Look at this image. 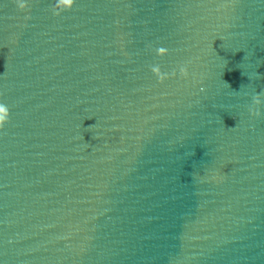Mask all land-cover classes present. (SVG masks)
<instances>
[{
	"label": "water",
	"instance_id": "obj_1",
	"mask_svg": "<svg viewBox=\"0 0 264 264\" xmlns=\"http://www.w3.org/2000/svg\"><path fill=\"white\" fill-rule=\"evenodd\" d=\"M58 5L0 0V264H264V0Z\"/></svg>",
	"mask_w": 264,
	"mask_h": 264
},
{
	"label": "clouds",
	"instance_id": "obj_2",
	"mask_svg": "<svg viewBox=\"0 0 264 264\" xmlns=\"http://www.w3.org/2000/svg\"><path fill=\"white\" fill-rule=\"evenodd\" d=\"M73 0H59V8L61 11L67 10L71 7ZM22 9L25 7L23 2L19 5ZM9 110L6 105L0 104V126L7 122Z\"/></svg>",
	"mask_w": 264,
	"mask_h": 264
}]
</instances>
